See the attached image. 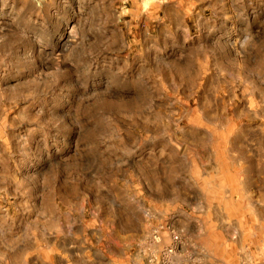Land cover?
<instances>
[{"label": "rangeland", "instance_id": "obj_1", "mask_svg": "<svg viewBox=\"0 0 264 264\" xmlns=\"http://www.w3.org/2000/svg\"><path fill=\"white\" fill-rule=\"evenodd\" d=\"M0 264H264V0H0Z\"/></svg>", "mask_w": 264, "mask_h": 264}]
</instances>
